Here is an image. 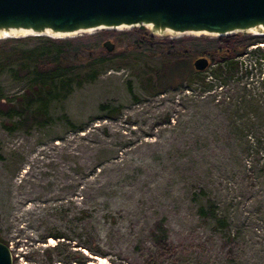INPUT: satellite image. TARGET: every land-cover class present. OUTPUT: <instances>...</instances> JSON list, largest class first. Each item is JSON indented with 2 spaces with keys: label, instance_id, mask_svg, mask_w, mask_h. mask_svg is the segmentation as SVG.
<instances>
[{
  "label": "rangeland",
  "instance_id": "374dc122",
  "mask_svg": "<svg viewBox=\"0 0 264 264\" xmlns=\"http://www.w3.org/2000/svg\"><path fill=\"white\" fill-rule=\"evenodd\" d=\"M262 62L264 69V57ZM224 89L213 90L226 94ZM216 97L198 85L149 93L126 64L55 101L51 122L8 131L0 119V237L14 264H84L76 250L81 239L106 254H93L88 264L112 259L116 264H217V255H230L238 264H264V221L258 213L264 179L244 172L234 176L222 160L230 123L225 115L216 116L226 111ZM106 102L119 105L120 112L110 116L109 109H101ZM201 185L206 194L194 197ZM210 197L230 219L234 239L226 245L228 230L197 214ZM157 219L165 220L172 244L162 253L150 236ZM61 232L70 238L64 244L52 236Z\"/></svg>",
  "mask_w": 264,
  "mask_h": 264
},
{
  "label": "trees",
  "instance_id": "16d2710c",
  "mask_svg": "<svg viewBox=\"0 0 264 264\" xmlns=\"http://www.w3.org/2000/svg\"><path fill=\"white\" fill-rule=\"evenodd\" d=\"M122 35L132 39L124 41ZM106 39L115 42L113 51L105 47ZM261 44H264V33L160 38L151 30L139 27L125 31L102 29L74 37L0 38V119L8 131L51 122L50 111L55 101L66 98L84 83L93 82L104 71L127 64L149 93H161L172 87L189 90L198 85L204 93L220 95L217 101L226 105V111L217 112L216 116L225 115L230 123L224 131L227 142L222 160L224 157L234 176L244 172L253 179H264V47ZM204 56L210 63L203 71L197 70L194 60ZM216 85L225 87L226 94L213 90ZM127 86L138 100L132 80L127 81ZM101 109H109L110 116L121 110L111 102L102 104ZM260 191L264 193V186ZM199 193L206 194L203 185L198 192L193 191L194 197ZM259 202L258 213L264 221V196ZM218 208L215 199L210 197L206 203L199 204L197 214L214 219L217 227L228 230L222 243L226 245L234 239V234L229 217L220 214ZM168 235L165 220H155L150 236L157 252L172 247ZM52 236L62 238V244L70 240L62 232ZM0 240L4 241L1 237ZM86 241L81 239L76 249L84 264L92 262L93 254L106 255ZM215 260L217 264H238L230 255H217ZM108 264L116 263L112 259Z\"/></svg>",
  "mask_w": 264,
  "mask_h": 264
},
{
  "label": "water",
  "instance_id": "95a60500",
  "mask_svg": "<svg viewBox=\"0 0 264 264\" xmlns=\"http://www.w3.org/2000/svg\"><path fill=\"white\" fill-rule=\"evenodd\" d=\"M120 27L218 36L247 32L264 28V0H0L3 38H58ZM103 43L109 51L116 45L111 39ZM209 63L205 56L194 60L200 71ZM0 264H14L13 252L2 240Z\"/></svg>",
  "mask_w": 264,
  "mask_h": 264
},
{
  "label": "bare ground",
  "instance_id": "6f19581e",
  "mask_svg": "<svg viewBox=\"0 0 264 264\" xmlns=\"http://www.w3.org/2000/svg\"><path fill=\"white\" fill-rule=\"evenodd\" d=\"M120 28H122V27H120ZM254 30H257V32L258 31H261V32H263L264 31V28H262V29H254ZM58 34H60V33H58ZM58 34H57V36H58ZM4 35H6V34H3V33H0V36H4ZM55 243V239L54 238H50V241H49V244H54ZM100 260L101 259H104V258H99ZM102 264V263H101Z\"/></svg>",
  "mask_w": 264,
  "mask_h": 264
}]
</instances>
